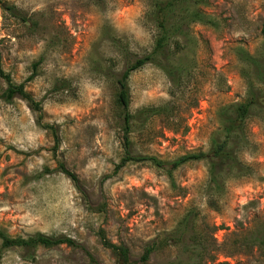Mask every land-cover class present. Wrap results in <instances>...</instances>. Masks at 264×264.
Masks as SVG:
<instances>
[{
  "label": "rangeland",
  "instance_id": "1",
  "mask_svg": "<svg viewBox=\"0 0 264 264\" xmlns=\"http://www.w3.org/2000/svg\"><path fill=\"white\" fill-rule=\"evenodd\" d=\"M153 1L0 0L1 68L39 102L40 122L56 136L36 122L25 101L3 99L0 77V229L12 237L41 232L77 244L37 246L32 257L21 247L1 249L0 264H115L98 230L127 248L130 264H264V241L255 239L264 240L262 110L251 111L234 147L242 173L221 171L216 190L206 184L204 160L181 164L171 177L147 161L117 167L123 139L115 77L150 51L157 33ZM204 11L213 26L194 22L186 28L188 39L178 36L185 48L172 57L185 72L173 94L153 62L128 75L130 114L164 102L178 110L167 120L133 117L131 154L171 160L205 152L218 129L219 107L243 99L245 65L236 48L253 56L262 49L264 0H209ZM185 215L182 241L165 240ZM151 242L155 247L140 261Z\"/></svg>",
  "mask_w": 264,
  "mask_h": 264
},
{
  "label": "trees",
  "instance_id": "2",
  "mask_svg": "<svg viewBox=\"0 0 264 264\" xmlns=\"http://www.w3.org/2000/svg\"><path fill=\"white\" fill-rule=\"evenodd\" d=\"M208 4L209 0H154L152 2L150 15L157 28V33L151 49L142 56L134 57L115 77L117 85L115 101L122 109L123 139V155L117 167L127 161H147L171 177L172 171L181 164L192 160H204L207 165L206 184L214 187L215 190L221 187L219 180L221 171L226 169L227 171L235 170L237 173H242L245 165L236 157L234 147H236L239 137H243L245 120L250 116L251 111L258 108L264 112V104L258 102V98L264 97V43L258 55L255 56L250 55L240 47L236 48L238 58L245 65V69L241 70L246 85L245 95L238 102L219 107L217 110L218 129L211 135L207 151L186 152L171 160H162L152 155H133L128 150V133L133 117L147 114L167 120L168 116L176 115L178 111L177 106H174L173 103L164 102L159 105L141 107L135 114H130L128 112V88L126 85L128 75L144 63L153 62L169 78L173 88L172 90L169 89V93L173 94L174 88H178L181 84L185 72V68L174 60V56L185 48V42H182L178 36H181L182 40L188 39L186 28L188 24L194 22L214 25V20L204 11ZM172 55L174 56L172 57ZM0 77L5 82V88L2 92L3 99L9 100L17 96L25 101L31 110L37 112L36 122L44 128H49L56 141L52 126L40 122L39 102L34 100L24 89L22 83H15L11 80L9 75L2 70L1 62ZM57 168L68 176L74 185H77L75 176L61 163L57 164ZM207 204L211 208L215 207L212 198L208 199ZM186 219L187 215L183 216V225L181 222V226H177L175 230L167 234L165 240L182 241V238L188 233L185 225ZM97 236L101 245L113 255L115 264H130L127 248L123 244L110 242L105 238L102 230L97 231ZM255 239L260 242L264 241L262 237ZM61 243L73 247L77 246L74 240L69 237L46 235L41 232H34L25 237H12L0 229V257L1 249L21 247L24 256L32 257L37 246L50 247ZM154 247L155 243L153 242L145 244L139 255V260L145 261Z\"/></svg>",
  "mask_w": 264,
  "mask_h": 264
}]
</instances>
